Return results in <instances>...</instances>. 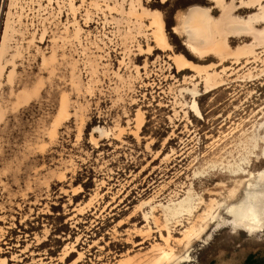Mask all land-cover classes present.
Wrapping results in <instances>:
<instances>
[{
	"label": "rangeland",
	"instance_id": "rangeland-1",
	"mask_svg": "<svg viewBox=\"0 0 264 264\" xmlns=\"http://www.w3.org/2000/svg\"><path fill=\"white\" fill-rule=\"evenodd\" d=\"M236 5L244 21L263 9ZM195 7L223 14L213 0H0V55L14 29L0 87V264H157L188 249L184 264H264V232L203 219L215 205L232 222L226 208L264 173V49L238 62L194 55L177 29ZM147 14L161 16L170 51ZM175 55L223 83L207 90ZM17 94L29 99L14 109Z\"/></svg>",
	"mask_w": 264,
	"mask_h": 264
},
{
	"label": "bare ground",
	"instance_id": "bare-ground-1",
	"mask_svg": "<svg viewBox=\"0 0 264 264\" xmlns=\"http://www.w3.org/2000/svg\"><path fill=\"white\" fill-rule=\"evenodd\" d=\"M166 1V0H163ZM217 7L222 9V17L219 21L213 19L210 15V10L202 8H192L181 18V27L177 29V32L181 35L186 36V43L190 51L199 57L207 58L211 55L216 56L220 60L228 61L235 60L236 62L245 59L246 57H253L256 60L260 58L257 57L256 48L261 46L264 49V30L259 31L255 25L259 22L264 24V0H239L240 7H252V6H262L263 9L257 16L252 18L249 17L247 21H244L240 17H237L234 12L239 8L237 7L238 0H230V3H226L227 0H213ZM262 14V15H261ZM151 16V27L154 28L152 33V39L157 48L162 52H167L171 50V46L167 40L165 33V24L159 14H147ZM255 17L258 18V22H255ZM13 27L10 26V20L7 23L6 32L4 35L3 46L0 55V87L2 85V80L5 77V66L2 65V60L6 54V48L11 40V32L13 34ZM248 37L252 38L253 42L251 44H243L236 49H232L230 45V40L232 38ZM151 52V49L148 50ZM19 54V53H18ZM244 57V58H242ZM257 57V58H256ZM51 61H54L53 58ZM173 62L177 69H187L192 68L196 70L199 74H204L205 76V87L207 90L215 88L223 83L221 76L216 72L209 73V68L199 69L194 64L188 62L182 56L175 55L173 57ZM225 63V62H223ZM264 64V61H263ZM14 66V63L13 65ZM213 68V67H211ZM264 71V70H263ZM14 69L7 76V83L11 86L14 83ZM37 94V92H35ZM29 99L28 95L17 94L16 105L14 109L27 103ZM193 109L199 114L196 104L193 105ZM6 116V111L0 105V124ZM256 142L264 143V136L257 137ZM256 149V146L254 147ZM264 159V152L263 158ZM244 170L240 167L233 174L238 175ZM248 175V174H247ZM259 183L251 187L249 184L246 189V197L240 205L227 206L226 212L234 213L232 215L234 219L232 222H225L220 214H217L219 207L212 205L209 212L205 213L203 219H208L211 217L209 222L211 224H216V229L220 228L223 224H230L234 229H242L250 234L263 233L264 232V173L258 175ZM249 183V182H248ZM252 184V183H251ZM253 186V184H252ZM185 209L192 213V201L187 203ZM183 209H180L176 215H178ZM225 212V210H224ZM208 227V226H207ZM206 227V228H207ZM225 227V226H223ZM222 227V228H223ZM206 228L200 231L195 238L201 237L205 232ZM216 231V230H215ZM211 238L209 236L206 242ZM186 244L190 247L191 237H188ZM175 254L171 252H163L157 264H184L190 261L189 249L183 256L175 257ZM129 261L123 260L120 264H127ZM156 264V263H155Z\"/></svg>",
	"mask_w": 264,
	"mask_h": 264
},
{
	"label": "trees",
	"instance_id": "trees-1",
	"mask_svg": "<svg viewBox=\"0 0 264 264\" xmlns=\"http://www.w3.org/2000/svg\"><path fill=\"white\" fill-rule=\"evenodd\" d=\"M252 258L251 257H249L247 260H246V263L245 264H250L251 263V260Z\"/></svg>",
	"mask_w": 264,
	"mask_h": 264
}]
</instances>
